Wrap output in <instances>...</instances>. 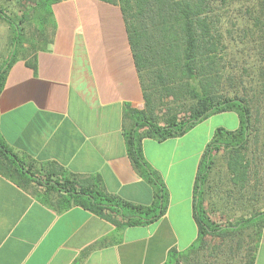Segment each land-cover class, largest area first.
<instances>
[{
	"label": "crops",
	"instance_id": "obj_1",
	"mask_svg": "<svg viewBox=\"0 0 264 264\" xmlns=\"http://www.w3.org/2000/svg\"><path fill=\"white\" fill-rule=\"evenodd\" d=\"M50 9L43 32L33 31L38 46L26 45L30 51L19 54L6 75L2 137L35 174L59 169L81 185L151 205L154 186L129 156L125 136L133 123L126 110L144 108L145 96L122 1L61 0ZM12 39L0 17V64ZM226 113L232 124L224 128L237 129V113ZM209 119L182 136L143 139L144 156L169 192L165 214L147 225L118 229L80 205L60 208V193L0 171V264H167L173 248L185 251L199 235L194 186L212 138V127L200 125ZM227 176L226 161L221 167L217 160L205 186L204 206L219 224L236 198L226 193ZM254 264H264V226Z\"/></svg>",
	"mask_w": 264,
	"mask_h": 264
},
{
	"label": "trees",
	"instance_id": "obj_2",
	"mask_svg": "<svg viewBox=\"0 0 264 264\" xmlns=\"http://www.w3.org/2000/svg\"><path fill=\"white\" fill-rule=\"evenodd\" d=\"M58 1L61 0H17L23 8L18 17L10 16L0 5V17L13 31L11 50L0 64V92L9 69L25 45L32 49L38 46L36 32H43L50 19V7ZM121 1L145 96L144 108H127L126 115L133 123L125 136L129 156L154 186L153 203L137 205L99 188L81 185L75 177L59 169L35 174L8 146L1 132L0 171L60 193V208L80 205L118 229L147 225L165 214L169 192L160 174L144 156L143 139L164 141L182 136L215 114L233 111L239 117V127L215 130L197 170L194 217L199 227L198 238L185 251L173 248L167 264H254L264 226V209H254L264 187V118L256 120L253 97L229 83L236 79L226 63L231 61L229 50L235 48L237 30L230 27L231 18L224 8L234 0ZM261 4L263 15L257 20L263 23L260 30L264 31V0ZM26 24L37 30L28 38ZM247 29L242 28V34ZM252 36L256 37V33ZM256 73L264 104V45L259 48ZM228 84L226 90L224 87ZM234 84L238 87V81ZM159 104L166 105L165 116L160 120L156 114ZM258 124L263 131L262 138L257 136ZM221 154L228 169L226 193L232 198L236 195L234 203L249 208L250 212L235 222L219 224L209 217L204 199L205 186Z\"/></svg>",
	"mask_w": 264,
	"mask_h": 264
},
{
	"label": "rangeland",
	"instance_id": "obj_3",
	"mask_svg": "<svg viewBox=\"0 0 264 264\" xmlns=\"http://www.w3.org/2000/svg\"><path fill=\"white\" fill-rule=\"evenodd\" d=\"M261 2L262 0H234V2L229 6L224 8L225 14L231 18L230 20V27L234 26V29L237 30V42L233 41L235 48L229 50L230 55L227 60L226 65L229 67V70L232 71V75L236 78L229 82L230 84L233 83L236 89H244L250 96L253 97L252 99V106L254 108V116L255 119L259 120L264 118V104L261 101V96L259 93V78L256 73V68L258 65V52L259 48L264 45V31L260 30V26L263 24L257 20L263 13L260 11L261 9ZM0 5L4 8V10L12 17L21 16V8L20 4L17 0H0ZM28 24L24 25L26 28V38L28 36H32L34 31L33 26H27ZM242 28H248L247 33L249 35L246 37L245 34H242ZM252 33H256V37L252 36ZM229 42V41H228ZM29 48L25 45L22 49L21 54L27 53ZM237 78H241L237 80ZM238 81V87L234 84ZM226 85L224 88L228 89L229 85ZM232 85V86H233ZM166 113V105L159 104L156 109V114L158 116V120L163 118ZM233 116V115H231ZM232 117L229 114H215L211 116V119L208 120L206 123L207 125H200L201 128L204 130H208V128L212 127L211 137L214 134V131L218 127H227L228 125L231 126ZM205 124V123H204ZM259 128L257 131V136L262 138L263 131L258 124ZM194 132V133H192ZM191 132L194 135L196 132L193 130ZM262 140V139H261ZM224 155L221 154L220 158L218 159V166H224ZM35 191H38L40 194L44 193L43 189L36 187L33 185ZM46 195V194H45ZM258 209H264V187L262 189V196L261 201H259ZM230 209L226 212L224 218L221 219V224L225 223L227 220L229 222H234L236 219L240 218V216L249 214V208L242 207L239 205H234V202L230 201ZM213 215V214H212ZM217 216L222 217L223 214L221 212H216ZM225 219V220H224ZM249 232V230H247Z\"/></svg>",
	"mask_w": 264,
	"mask_h": 264
}]
</instances>
